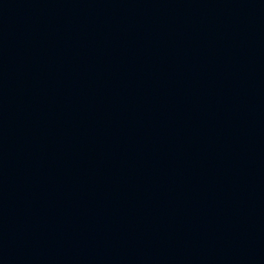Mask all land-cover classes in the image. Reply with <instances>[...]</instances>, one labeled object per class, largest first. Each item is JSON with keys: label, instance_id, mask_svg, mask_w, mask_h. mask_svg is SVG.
Listing matches in <instances>:
<instances>
[{"label": "water", "instance_id": "1", "mask_svg": "<svg viewBox=\"0 0 264 264\" xmlns=\"http://www.w3.org/2000/svg\"><path fill=\"white\" fill-rule=\"evenodd\" d=\"M0 264H264V0H0Z\"/></svg>", "mask_w": 264, "mask_h": 264}]
</instances>
